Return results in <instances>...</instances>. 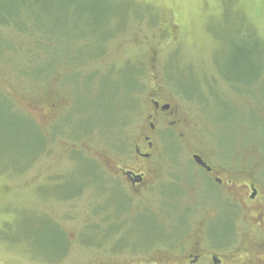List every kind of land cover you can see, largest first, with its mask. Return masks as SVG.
<instances>
[{
  "label": "rangeland",
  "instance_id": "obj_1",
  "mask_svg": "<svg viewBox=\"0 0 264 264\" xmlns=\"http://www.w3.org/2000/svg\"><path fill=\"white\" fill-rule=\"evenodd\" d=\"M53 1L0 0V17L10 18L0 24V264L166 260L134 256L161 244L146 234L151 219L142 244L133 217L115 226L114 243L112 233L107 243L94 237L115 209L97 215L112 196L98 170L104 159L134 166L152 100L177 109L166 122L180 121L175 133L167 125L153 135V157L198 155L264 189V0ZM216 188L188 214L189 232L227 221L241 247L263 243L237 191ZM191 198L196 208L200 195ZM148 201L164 232L184 216Z\"/></svg>",
  "mask_w": 264,
  "mask_h": 264
},
{
  "label": "flooded vegetation",
  "instance_id": "obj_2",
  "mask_svg": "<svg viewBox=\"0 0 264 264\" xmlns=\"http://www.w3.org/2000/svg\"><path fill=\"white\" fill-rule=\"evenodd\" d=\"M150 104L152 109L147 116V132L141 136L144 151H140L136 147L135 156L132 158L136 162L134 166H126L122 163L114 164L113 159H104L103 165L106 169L98 170L104 178H107L105 181L108 183L103 186L108 187V197L112 196L110 197L111 201L107 198V206L104 205L106 208L103 211L101 210V203H98L97 215L100 219L103 218L101 214L110 212V207L113 205L116 213L112 211V214L104 215L108 216L107 225L111 228L116 225L120 227L124 221L127 222L133 217L132 222L136 226L135 228L140 231V235L144 234L147 228L145 225L150 222L146 219H151L152 227L155 228V235H158V242L161 244L140 245L142 248H136L137 251L134 256L145 257L149 253L160 252L166 257V260L163 258L162 260H151L147 264H264V242L253 243L249 247L250 243L246 245L247 241L245 240L243 243L246 246L241 247L240 243L238 244V241L234 239L237 228H232L227 221L200 223L205 227L200 235L196 236L195 233L189 232L192 223L188 220L190 218L189 213L195 214L197 210L200 211L199 209L205 208L201 199L209 200L210 190H213L216 185L218 189L224 192L237 191L238 203L250 214L247 219L252 222V234L260 235L264 229V189L256 181L246 185V183L232 180L229 173L226 175L219 173L202 157L200 159L204 165L196 163L193 159L194 155L185 160L153 157V135L167 125L172 126V131L175 133V128L180 121L166 122L168 118L178 117L177 109H171L168 104L159 105L154 100ZM100 174H95L96 178ZM222 174L228 179L225 183H223ZM241 190L244 192L243 196L240 193ZM194 193L200 195L199 204L195 206L196 208H192L191 205V195ZM114 195H118V201L115 199L112 201ZM148 197L155 199L156 206L159 205L157 212L166 211L171 215L180 212L184 216L181 220L179 217L175 218L176 221L171 222V228L164 232L166 229L160 228L158 220H155L154 215H151L146 208L148 204L152 206ZM115 214L117 216L113 217ZM143 219H145L144 225H139ZM95 231L99 238H97L98 241L107 243L105 237L110 232L102 226L96 228ZM248 234L249 236L252 235L249 231ZM112 237L114 235L108 237V242L114 243L116 238ZM141 238L139 244L145 240V238ZM156 245L160 247H143ZM184 246H188V249H185ZM115 251L119 252V250H113V252ZM128 254L131 256L133 253L129 252ZM169 255L176 257L175 260L170 261Z\"/></svg>",
  "mask_w": 264,
  "mask_h": 264
},
{
  "label": "trees",
  "instance_id": "obj_3",
  "mask_svg": "<svg viewBox=\"0 0 264 264\" xmlns=\"http://www.w3.org/2000/svg\"><path fill=\"white\" fill-rule=\"evenodd\" d=\"M52 2H55V1H53V0H51ZM9 19L10 18H8V19H6L5 17H0V24H4L5 23V21L6 22H9ZM4 22V23H3ZM262 66H263V64H261ZM260 72H259V76L258 77H256L255 79L257 80L261 75H262V73H263V68L262 67H260ZM242 86H245V84H241ZM1 101V100H0ZM2 102V101H1ZM2 105L5 107V105L2 103ZM6 108V107H5ZM100 122V121H99ZM94 167H91V170H90V172L89 173H86V175H85V177H89V178H92L93 176H94ZM106 231H109L110 233H112V235H118V236H120L121 234H120V232H118L119 231V229L118 228H115V227H113V228H111V227H107L106 229H105ZM94 233H95V238H98L97 237V234H96V231H94ZM144 233H145V231H144ZM146 234H149V236H154L155 235V231H151V230H148L147 231V233ZM123 236V235H122ZM141 237H143V235H141ZM99 239V238H98ZM124 240H127L125 237H124ZM150 240V239H149Z\"/></svg>",
  "mask_w": 264,
  "mask_h": 264
},
{
  "label": "water",
  "instance_id": "obj_4",
  "mask_svg": "<svg viewBox=\"0 0 264 264\" xmlns=\"http://www.w3.org/2000/svg\"><path fill=\"white\" fill-rule=\"evenodd\" d=\"M193 159L196 163L200 164V165H204V163L201 161L200 157L198 155H194Z\"/></svg>",
  "mask_w": 264,
  "mask_h": 264
}]
</instances>
